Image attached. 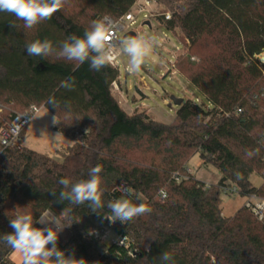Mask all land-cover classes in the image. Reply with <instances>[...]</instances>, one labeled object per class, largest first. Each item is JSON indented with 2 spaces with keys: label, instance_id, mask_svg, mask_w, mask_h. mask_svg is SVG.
<instances>
[{
  "label": "trees",
  "instance_id": "1",
  "mask_svg": "<svg viewBox=\"0 0 264 264\" xmlns=\"http://www.w3.org/2000/svg\"><path fill=\"white\" fill-rule=\"evenodd\" d=\"M137 1L66 0L51 19L31 29L0 12L2 119L44 108L56 115L53 132L73 141L61 162L24 147L0 155V237L12 231L9 219L16 214L36 219L47 212L67 231L58 247L87 264H162L163 252L175 264H264V218L257 220L243 206L232 216L220 209L226 184L239 188L241 200L264 199V63L257 59L264 53V0H155L171 20H154L184 46L175 61L177 75L210 105L183 100L167 125L145 112L122 110L111 94L117 69L95 71L88 62L26 53V44L37 39L58 48L72 34L83 37L92 21L118 20ZM69 4L74 10H66ZM66 78H74L73 90L60 86ZM195 155L220 173L217 183L205 188L186 173ZM97 165L105 205L99 213L87 203L72 205L51 195L62 190L61 178L87 179ZM252 176L262 180L259 187ZM123 185L141 193L152 212L113 223L114 234L129 239L128 248L100 247L85 238L83 225L89 219L107 222V204L121 198ZM13 252L0 242V264H13Z\"/></svg>",
  "mask_w": 264,
  "mask_h": 264
},
{
  "label": "clouds",
  "instance_id": "2",
  "mask_svg": "<svg viewBox=\"0 0 264 264\" xmlns=\"http://www.w3.org/2000/svg\"><path fill=\"white\" fill-rule=\"evenodd\" d=\"M66 0H0V12L10 13L17 20L23 21L25 29H31L38 24L52 18L59 11ZM13 29L15 23H10ZM117 26L108 17L94 20L89 29L85 30L83 37L72 34L64 41L59 42V47L54 46L49 39L35 40L26 44L28 56L47 58L55 56L57 59L75 61L77 65L89 63L92 70L100 71L107 66L116 55L117 46L123 54L127 55L129 73L139 72L145 59L151 52L153 40L145 36H128L114 43V32ZM74 78H66L60 86L74 89ZM49 103L57 109L59 102L55 97ZM52 123L57 124L56 115ZM101 166L89 169L87 179L75 183L68 178H61L58 183L62 190L57 193L53 190L51 195L56 196L59 202L67 201L72 205L87 203L91 212L99 213L103 208L101 191ZM122 191L126 198L109 201L107 204L110 215L105 216L109 221L127 224L133 219L152 212V209L143 202L142 194L129 186L123 185ZM133 198L139 203H134ZM64 211V210H63ZM39 223L45 227H36ZM11 232L0 237V242L6 244L14 252L22 256L23 264H87L84 258L77 259L75 253L66 254L58 247L59 233L65 228L59 218L50 217L47 212L34 219L31 214L18 213L9 219ZM71 224L67 227H70ZM162 264H175L173 256L168 252L160 255Z\"/></svg>",
  "mask_w": 264,
  "mask_h": 264
},
{
  "label": "rangeland",
  "instance_id": "3",
  "mask_svg": "<svg viewBox=\"0 0 264 264\" xmlns=\"http://www.w3.org/2000/svg\"><path fill=\"white\" fill-rule=\"evenodd\" d=\"M65 8L67 11L74 10L71 4L66 5ZM156 11L158 13L168 12L158 5ZM143 15L144 13L136 16L132 29L135 30L137 36L150 38L153 43L151 52L145 59L140 71L134 74L129 73V58L123 54L118 46L116 48L117 58L115 62L120 81L117 83V91H113V96L121 108L130 115L134 112H145L154 121L166 125L171 123L177 111L174 106L168 107L171 97L190 100L198 105H205L210 108L205 99L181 76L170 75L172 69L167 61L170 60L172 53H175L174 48L179 46L180 43L157 20L150 21V28L148 26L143 28ZM162 33L167 34L166 39L163 38ZM183 49L181 53L184 52ZM52 117L46 109H39L34 116L33 122L25 130L20 140V146L45 155L56 162H61L73 142L53 132ZM187 168L190 170V175L194 180L204 184H215L221 177L214 167L203 164L198 155L193 156L189 160ZM250 181L254 187H259L262 183V180L255 176H252ZM123 198L126 197L124 196L120 199ZM142 198L145 203V198L143 196ZM220 200V209L224 216L234 215L244 203V200L230 198L226 195H221ZM133 202L139 203L135 198H133ZM92 224H94V219H89L83 225V228L87 229ZM64 232L67 233L65 228L59 233L60 240L66 239ZM112 238L114 239L115 237L112 236Z\"/></svg>",
  "mask_w": 264,
  "mask_h": 264
},
{
  "label": "built area",
  "instance_id": "4",
  "mask_svg": "<svg viewBox=\"0 0 264 264\" xmlns=\"http://www.w3.org/2000/svg\"><path fill=\"white\" fill-rule=\"evenodd\" d=\"M157 3L155 0H138L135 4L130 8V10L125 13L120 19L113 20L108 16L109 20L114 23L117 28L114 32V43L118 44V41L122 40V37L128 33H137L133 30V26L135 24V19L138 14L144 13V21L142 23V27L145 26V23H149L151 20L156 18L162 19V24L171 20V15L168 12L158 13L156 11ZM100 17L99 19L103 18ZM163 26V25H162ZM151 26H149L150 28ZM164 39L167 38L166 33H162ZM183 44L180 43L179 46L174 48V52L172 53L170 60L167 63L170 65L172 72H170L171 76L177 75V71L175 69V61L178 55L181 54L183 49ZM117 55H115L114 59L108 64V66L117 69V65L115 59ZM117 82L112 84L111 94L113 96V91H117ZM114 97V96H113ZM39 109L32 107L25 114H13L10 116L8 121L2 119L4 113V107L0 105V122L2 125L0 126V155L9 148H20V140L21 134L25 132L28 126L33 122L34 116ZM239 112V111H238ZM186 173L191 174L190 170L187 168ZM179 177L175 176V180L179 182ZM209 185L205 184V188H208ZM221 195H226L230 198H236L239 195V188L233 184H226L224 187L220 188ZM119 194L121 197H124L122 189L119 190ZM160 197L164 199L166 197L164 192H160ZM243 207L247 209L257 220H262L264 218V199L259 198L256 195H250L243 199ZM114 224L113 222L107 220L105 223H98L96 225L89 226L85 232L84 236L87 240L94 242L96 245L106 248L110 245H117L118 247L128 248L130 245V241L126 237H122L114 234L113 231ZM112 236L115 238L113 239ZM147 251V249H145Z\"/></svg>",
  "mask_w": 264,
  "mask_h": 264
},
{
  "label": "crops",
  "instance_id": "5",
  "mask_svg": "<svg viewBox=\"0 0 264 264\" xmlns=\"http://www.w3.org/2000/svg\"><path fill=\"white\" fill-rule=\"evenodd\" d=\"M123 110V109H122ZM124 111V110H123ZM125 112V111H124ZM126 113V112H125ZM126 114H128V115H130L129 113H126ZM67 139H69V138H67ZM70 141L71 142H73L72 141V139H70ZM50 217H52L51 215H49ZM96 224H98V222L94 219V224H92V225H96ZM41 225V224H40ZM42 227H45V225H41ZM84 230H86V229H84ZM65 233V232H64ZM66 235H65V238L67 237V233H65ZM9 259H10V261L13 263V264H21L23 261H22V256L19 254V253H17V252H13L11 255H10V257H9Z\"/></svg>",
  "mask_w": 264,
  "mask_h": 264
},
{
  "label": "water",
  "instance_id": "6",
  "mask_svg": "<svg viewBox=\"0 0 264 264\" xmlns=\"http://www.w3.org/2000/svg\"><path fill=\"white\" fill-rule=\"evenodd\" d=\"M145 26H150L149 23H145ZM128 36H136L135 33H128L125 34L122 39L128 37ZM183 100L182 99H175L173 97L170 98V103L168 104V107L170 108L171 106H174L176 108H178L181 104H182Z\"/></svg>",
  "mask_w": 264,
  "mask_h": 264
},
{
  "label": "bare ground",
  "instance_id": "7",
  "mask_svg": "<svg viewBox=\"0 0 264 264\" xmlns=\"http://www.w3.org/2000/svg\"><path fill=\"white\" fill-rule=\"evenodd\" d=\"M257 59H258L260 62L264 63V53H261L260 55H258V56H257Z\"/></svg>",
  "mask_w": 264,
  "mask_h": 264
}]
</instances>
